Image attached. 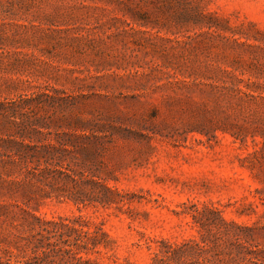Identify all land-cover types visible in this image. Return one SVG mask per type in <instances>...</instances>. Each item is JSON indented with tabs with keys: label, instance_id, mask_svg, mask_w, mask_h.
Returning a JSON list of instances; mask_svg holds the SVG:
<instances>
[{
	"label": "rangeland",
	"instance_id": "obj_1",
	"mask_svg": "<svg viewBox=\"0 0 264 264\" xmlns=\"http://www.w3.org/2000/svg\"><path fill=\"white\" fill-rule=\"evenodd\" d=\"M18 126L103 139L124 205L29 207L104 229L95 264H154L205 206L264 250V0H0V139Z\"/></svg>",
	"mask_w": 264,
	"mask_h": 264
},
{
	"label": "trees",
	"instance_id": "obj_2",
	"mask_svg": "<svg viewBox=\"0 0 264 264\" xmlns=\"http://www.w3.org/2000/svg\"><path fill=\"white\" fill-rule=\"evenodd\" d=\"M67 121L73 127L86 124L79 118ZM17 128L18 133L0 139V190L22 198L20 203L4 202L14 195L0 194V224L16 230L10 247L0 249V264H95L91 255L111 246L104 229L93 227L84 215L49 220L29 207L53 199L69 201L81 212L124 205L126 196L111 186L116 177L107 164L109 150L103 139ZM192 213L199 238L182 244L163 242L154 264H264V250L251 244L259 228L230 222L214 207Z\"/></svg>",
	"mask_w": 264,
	"mask_h": 264
}]
</instances>
